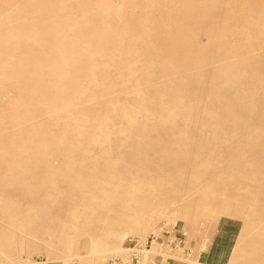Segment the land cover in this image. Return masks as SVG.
<instances>
[{
    "label": "rangeland",
    "instance_id": "374dc122",
    "mask_svg": "<svg viewBox=\"0 0 264 264\" xmlns=\"http://www.w3.org/2000/svg\"><path fill=\"white\" fill-rule=\"evenodd\" d=\"M107 2L0 0V264H63L59 224L79 241L117 233L100 264H264V0ZM93 21L143 37L100 46ZM162 61L198 70L194 90L169 84L199 106L153 102L145 74ZM230 65L247 100L209 80ZM127 83L146 98L132 122L101 101Z\"/></svg>",
    "mask_w": 264,
    "mask_h": 264
},
{
    "label": "bare ground",
    "instance_id": "6f19581e",
    "mask_svg": "<svg viewBox=\"0 0 264 264\" xmlns=\"http://www.w3.org/2000/svg\"><path fill=\"white\" fill-rule=\"evenodd\" d=\"M107 1L108 0H102V7L103 8L108 7ZM146 18L147 17H143V19H142V20H144L143 23L147 22ZM93 24H96L97 27L100 28L103 32L102 36L99 35L100 39L98 38L100 46L102 45L106 36L108 37L109 41H110L111 37H114V35H116V37H117L120 34L131 33L134 35L135 39H141L143 37L142 34H143L144 29H136L135 28L133 30H129L128 32H126L124 30H113V29L103 28V27L99 26V24L94 22V21H93ZM259 29H261L263 31L262 32V36H263L262 39H264V27L262 25H260ZM132 31H134V32H132ZM219 35L221 37H225V35L223 33H220ZM110 42H111V44L115 43L113 41H110ZM127 42H130V40ZM152 44L150 45V47L153 46ZM129 46L130 45H128V48H129ZM128 48L126 47L128 53H130L132 56H134V58H136L134 55L135 53L132 52L130 50V48L129 49ZM161 65H162V70H161V72H159L158 78H156V76L152 75L151 73L145 74L146 80L150 81L152 84H154L158 88V91L154 95L155 101H153V102L155 104L156 103L159 104L160 106H163L165 100H168L167 101L168 104L171 102H175V103L184 102L188 105L199 106V104L203 100L199 99V97L197 95V91H193L195 88L199 87L202 84V77L200 76V74L199 73L194 74V72L198 71V70L190 67L189 65H188V69L180 70L181 66L179 64H176L175 62H170V61H162ZM219 68H217V69H219ZM222 68H224V70L221 73H215L214 76L209 78L210 82L221 85L222 87H226V88L235 90V91H233V94L235 95L236 98L243 97L245 100H247L248 96H249V92H248V90L243 89V87L241 86L242 78H239L238 72L235 70V66L230 65V66L222 67ZM180 71H183L182 75H179ZM127 74L129 77L134 76V72H133V69L131 67L127 68ZM84 78H86V77H84ZM184 78H187L189 80V83L192 84L193 90H190L189 87H186V84H182V83L169 84V82L176 81L178 79H180L179 82L186 80ZM222 87H219V88H222ZM105 88H107V87H105ZM122 90H123L122 91L123 97L121 100H119L117 98H113V95H111V94L110 95L105 94L102 96L101 101L108 104L110 106V109H112V110H116L118 108H124L125 110L123 111V113L122 114L118 113L117 116H119L120 119L124 120L125 122H132L133 119H131L130 114L135 113V112L143 109V107H139V106H141L143 101H146V98H145V95L141 93L139 86H137L135 84H128L127 83V85L124 86V88ZM236 91H239V93ZM185 93H189V95H187L184 98ZM219 93H220V91H213V87L210 86L208 88V91L205 93L204 98L206 100H208L210 98H216V97L220 96ZM127 99L130 102H136L137 107L129 106L126 108L123 105V102H125V100H127ZM221 107H222V105H221ZM218 113H220V112H218ZM245 113H247V112H245ZM168 114H170V112ZM226 115L230 116L232 114L229 113V111H228V113L225 114V117H226ZM191 116H192V114H191ZM221 116H223V115H221ZM69 118H70V121L72 123H79L82 121V117H79V116H72L71 115V117H69ZM215 118H217L219 120L218 116ZM176 121L178 122V120H176ZM202 124H204V123H202ZM125 180L126 181L120 185L127 184V185H129V187H134L133 176L130 177V175H129L128 181H127V179H125ZM34 210H35V208H34ZM52 215H54V214H52ZM89 221L87 220V222H89ZM68 225L67 224H59L56 227V229H54V231L57 233H55L54 231H51V233H49V235H48V238H50V237L56 238L55 241H57L59 245L55 246V251H56V254L58 255L59 260L63 264H68V262H70L73 259H75L76 262H78V264H88L89 263L88 261L92 257H94L95 263H89V264H100L98 262V260H100L104 256V254L110 250V249H107V247L111 245L110 240L116 239L118 237L117 233H110L108 235L109 239L104 240V237H94V236L90 235L91 239H88L86 237H82V241H79V239H81L80 235H76V236L75 235H69ZM149 225H150V223H147L144 221H134L131 223H124L123 226H129L131 228H136V229H144V228H147ZM79 228H80V230L84 229V227H79ZM106 240H107V242H106ZM137 241L142 242L140 239ZM78 246L82 250L80 252H74L73 250L75 249V247H78Z\"/></svg>",
    "mask_w": 264,
    "mask_h": 264
},
{
    "label": "built area",
    "instance_id": "2783aa9c",
    "mask_svg": "<svg viewBox=\"0 0 264 264\" xmlns=\"http://www.w3.org/2000/svg\"><path fill=\"white\" fill-rule=\"evenodd\" d=\"M132 240H133V239H129L128 242H131ZM137 243H138V241H137ZM139 244H140V243H139Z\"/></svg>",
    "mask_w": 264,
    "mask_h": 264
}]
</instances>
